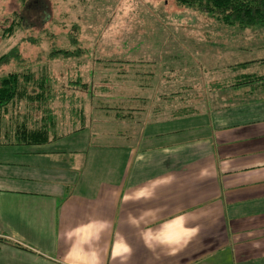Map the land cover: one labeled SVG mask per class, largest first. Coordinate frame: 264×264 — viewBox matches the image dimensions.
Wrapping results in <instances>:
<instances>
[{
  "label": "crops",
  "instance_id": "crops-1",
  "mask_svg": "<svg viewBox=\"0 0 264 264\" xmlns=\"http://www.w3.org/2000/svg\"><path fill=\"white\" fill-rule=\"evenodd\" d=\"M241 32L253 57L210 73L264 76V28ZM129 77L47 149L0 137V264H264V79Z\"/></svg>",
  "mask_w": 264,
  "mask_h": 264
},
{
  "label": "rangeland",
  "instance_id": "rangeland-1",
  "mask_svg": "<svg viewBox=\"0 0 264 264\" xmlns=\"http://www.w3.org/2000/svg\"><path fill=\"white\" fill-rule=\"evenodd\" d=\"M16 13L21 25L6 34ZM241 30L176 0H0V56L14 47L18 51L10 63L0 66V77L10 72L29 76L28 91L41 99L9 106L0 119L2 134L10 128L13 137L14 127L25 122L28 128L46 124L52 130L50 142L66 138L80 128L82 108H94L89 109L90 117L99 114L98 108L112 106L114 97L105 93L130 74L197 73V83L187 85L196 86L201 97L209 80L218 78L225 85L223 78H228L229 87L221 91L226 94L242 82L239 75L235 77L239 71L231 70L237 66H217L215 73L209 68L253 57L241 49L249 45L244 39L251 33ZM52 112L50 125L46 115ZM48 142L26 147H45ZM5 144L13 148L8 140Z\"/></svg>",
  "mask_w": 264,
  "mask_h": 264
},
{
  "label": "trees",
  "instance_id": "trees-1",
  "mask_svg": "<svg viewBox=\"0 0 264 264\" xmlns=\"http://www.w3.org/2000/svg\"><path fill=\"white\" fill-rule=\"evenodd\" d=\"M177 3L185 8L200 11L211 17L216 18L226 26H237L245 28H264V0H176ZM15 24H10L5 30L12 33L14 28H19L22 18L20 14H15ZM63 53H67L62 51ZM18 55L17 48H12L9 52L0 56V66L10 63L11 59ZM241 65V64H240ZM242 82L236 85H243L250 82H256L264 79V76L256 73H250L240 76ZM29 76H23L18 72H10L0 77V119L7 114L9 106L19 101L33 102L41 100L40 95L30 93L27 85L30 84ZM40 103V102H39ZM48 109H45L47 112ZM51 113V110H50ZM53 115V117H52ZM46 122L50 125L54 122V113L51 116L46 115ZM43 119V118H42ZM51 120V121H50ZM4 129L0 127V137L12 145L26 146L33 144H42L49 141L51 129L46 124L39 128H28L25 122L17 124L14 127L13 137L10 136V128L2 134ZM12 139V140H11Z\"/></svg>",
  "mask_w": 264,
  "mask_h": 264
},
{
  "label": "clouds",
  "instance_id": "clouds-1",
  "mask_svg": "<svg viewBox=\"0 0 264 264\" xmlns=\"http://www.w3.org/2000/svg\"><path fill=\"white\" fill-rule=\"evenodd\" d=\"M108 227L107 223L105 222H100L99 223V227L97 229V238H99V235L101 232H103L106 228ZM146 238V242H147ZM156 243L159 244H173V243H178V240H174L172 237H167V238H155ZM124 254H130V249H128L127 247H125L124 249H117L116 252L114 253L115 256H119V255H124Z\"/></svg>",
  "mask_w": 264,
  "mask_h": 264
}]
</instances>
